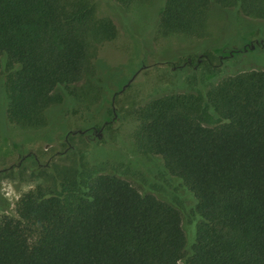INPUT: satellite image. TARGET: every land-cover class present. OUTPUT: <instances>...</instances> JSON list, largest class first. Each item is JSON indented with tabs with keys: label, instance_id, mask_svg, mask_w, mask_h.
Masks as SVG:
<instances>
[{
	"label": "trees",
	"instance_id": "16d2710c",
	"mask_svg": "<svg viewBox=\"0 0 264 264\" xmlns=\"http://www.w3.org/2000/svg\"><path fill=\"white\" fill-rule=\"evenodd\" d=\"M212 5L264 19V0H163L158 31L202 37ZM116 34L90 0H0L6 119L44 126L92 72V45ZM135 118L137 150L194 197V234L178 202L76 162L0 213V264H264V69L152 98Z\"/></svg>",
	"mask_w": 264,
	"mask_h": 264
},
{
	"label": "rangeland",
	"instance_id": "374dc122",
	"mask_svg": "<svg viewBox=\"0 0 264 264\" xmlns=\"http://www.w3.org/2000/svg\"><path fill=\"white\" fill-rule=\"evenodd\" d=\"M90 1L100 18L114 22L116 37L92 45V72L72 86L75 95L66 93L44 111V126L6 119L0 72V213L14 210L20 196L36 186L51 185L61 168L80 162L178 202L184 225L192 223L186 229L192 236L194 197L166 172L159 156L137 150L135 111L166 93L203 92L233 72L264 69V19L212 5L202 37L163 35L157 27L163 0L126 7L116 0Z\"/></svg>",
	"mask_w": 264,
	"mask_h": 264
}]
</instances>
